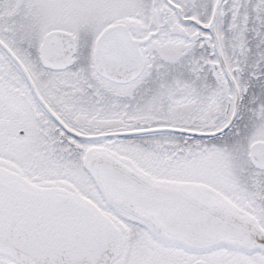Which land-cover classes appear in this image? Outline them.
Here are the masks:
<instances>
[{"label":"snow or ice","instance_id":"6c2138e0","mask_svg":"<svg viewBox=\"0 0 264 264\" xmlns=\"http://www.w3.org/2000/svg\"><path fill=\"white\" fill-rule=\"evenodd\" d=\"M0 264H264V0H0Z\"/></svg>","mask_w":264,"mask_h":264}]
</instances>
